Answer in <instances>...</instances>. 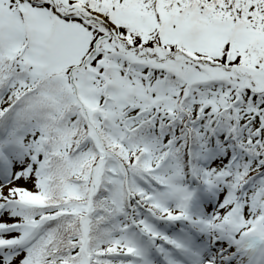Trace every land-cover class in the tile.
<instances>
[{"label": "snow or ice", "instance_id": "1", "mask_svg": "<svg viewBox=\"0 0 264 264\" xmlns=\"http://www.w3.org/2000/svg\"><path fill=\"white\" fill-rule=\"evenodd\" d=\"M0 264H264V0H0Z\"/></svg>", "mask_w": 264, "mask_h": 264}]
</instances>
